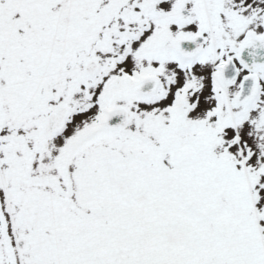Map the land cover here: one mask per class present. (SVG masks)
<instances>
[{
	"label": "snow or ice",
	"instance_id": "obj_1",
	"mask_svg": "<svg viewBox=\"0 0 264 264\" xmlns=\"http://www.w3.org/2000/svg\"><path fill=\"white\" fill-rule=\"evenodd\" d=\"M0 264H264V0H0Z\"/></svg>",
	"mask_w": 264,
	"mask_h": 264
}]
</instances>
